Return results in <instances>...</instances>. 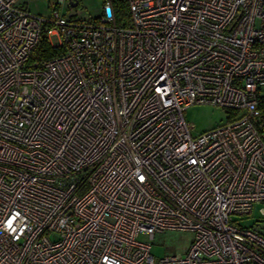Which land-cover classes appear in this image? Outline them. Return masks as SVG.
I'll return each mask as SVG.
<instances>
[{"label": "built area", "instance_id": "obj_1", "mask_svg": "<svg viewBox=\"0 0 264 264\" xmlns=\"http://www.w3.org/2000/svg\"><path fill=\"white\" fill-rule=\"evenodd\" d=\"M66 1L0 0V264H264V0ZM193 103L241 113L193 135ZM166 229L195 237L156 261Z\"/></svg>", "mask_w": 264, "mask_h": 264}, {"label": "rangeland", "instance_id": "obj_2", "mask_svg": "<svg viewBox=\"0 0 264 264\" xmlns=\"http://www.w3.org/2000/svg\"><path fill=\"white\" fill-rule=\"evenodd\" d=\"M23 7L31 13L41 16H50L51 7L57 0H17ZM68 1V0H67ZM67 1L60 5L58 10L64 15L72 14L79 19L96 18L102 12L103 0H78L76 6L66 7ZM55 42L54 37H51ZM237 111V110H236ZM241 113H233L232 110L211 103H193L183 110V117L187 123L193 124L191 133L206 131L215 128L227 120L237 117ZM242 226H249L256 220L264 221V204L254 203L249 214L237 217ZM195 237L194 231L187 229H166L156 231L152 238L145 233H139L137 239L150 245V253L156 261L159 258L171 255L173 253L184 255Z\"/></svg>", "mask_w": 264, "mask_h": 264}, {"label": "trees", "instance_id": "obj_3", "mask_svg": "<svg viewBox=\"0 0 264 264\" xmlns=\"http://www.w3.org/2000/svg\"><path fill=\"white\" fill-rule=\"evenodd\" d=\"M113 8L115 11L117 23H120L123 19L127 20V9L125 0H113ZM62 50L63 48L60 46L51 45L47 37V33L44 32L40 37L37 47L31 55V59L38 61L46 60L57 54H60ZM261 105L264 106V101H262ZM261 129L262 132H264V128Z\"/></svg>", "mask_w": 264, "mask_h": 264}, {"label": "water", "instance_id": "obj_4", "mask_svg": "<svg viewBox=\"0 0 264 264\" xmlns=\"http://www.w3.org/2000/svg\"><path fill=\"white\" fill-rule=\"evenodd\" d=\"M70 6H76L78 4V0H68Z\"/></svg>", "mask_w": 264, "mask_h": 264}]
</instances>
